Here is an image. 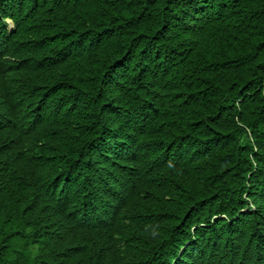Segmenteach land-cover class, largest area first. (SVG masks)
I'll return each mask as SVG.
<instances>
[{
	"label": "trees",
	"instance_id": "16d2710c",
	"mask_svg": "<svg viewBox=\"0 0 264 264\" xmlns=\"http://www.w3.org/2000/svg\"><path fill=\"white\" fill-rule=\"evenodd\" d=\"M0 264H264V0H0Z\"/></svg>",
	"mask_w": 264,
	"mask_h": 264
},
{
	"label": "rangeland",
	"instance_id": "374dc122",
	"mask_svg": "<svg viewBox=\"0 0 264 264\" xmlns=\"http://www.w3.org/2000/svg\"><path fill=\"white\" fill-rule=\"evenodd\" d=\"M10 28H11V23L9 22V23H8V29H10Z\"/></svg>",
	"mask_w": 264,
	"mask_h": 264
},
{
	"label": "clouds",
	"instance_id": "9594fccd",
	"mask_svg": "<svg viewBox=\"0 0 264 264\" xmlns=\"http://www.w3.org/2000/svg\"><path fill=\"white\" fill-rule=\"evenodd\" d=\"M9 22L11 23V26H13V24H12V22H11V21H7V25H8V23H9Z\"/></svg>",
	"mask_w": 264,
	"mask_h": 264
},
{
	"label": "bare ground",
	"instance_id": "6f19581e",
	"mask_svg": "<svg viewBox=\"0 0 264 264\" xmlns=\"http://www.w3.org/2000/svg\"><path fill=\"white\" fill-rule=\"evenodd\" d=\"M11 28H13V26H11Z\"/></svg>",
	"mask_w": 264,
	"mask_h": 264
}]
</instances>
